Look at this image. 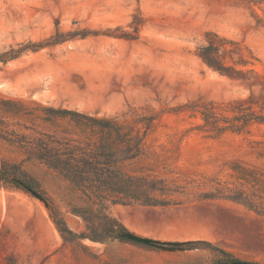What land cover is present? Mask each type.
<instances>
[{
    "label": "rangeland",
    "instance_id": "374dc122",
    "mask_svg": "<svg viewBox=\"0 0 264 264\" xmlns=\"http://www.w3.org/2000/svg\"><path fill=\"white\" fill-rule=\"evenodd\" d=\"M57 26L98 33L0 61V98L121 121L151 117L147 155L130 168L179 185L180 203L116 204L111 213L142 236L211 246L167 250L119 238L66 240L52 211L72 230L85 231L83 218L72 213L79 194L46 165L23 160V152L0 141V159L21 164L23 179L52 206L23 186L0 185V264H215L220 250L264 264V216L219 193L238 183L236 162L264 172V124L215 136L200 129L202 115L188 107L264 90V0H0V53L44 41ZM211 30L252 51L254 83L203 63L196 50ZM129 34L135 38L123 37Z\"/></svg>",
    "mask_w": 264,
    "mask_h": 264
},
{
    "label": "trees",
    "instance_id": "16d2710c",
    "mask_svg": "<svg viewBox=\"0 0 264 264\" xmlns=\"http://www.w3.org/2000/svg\"><path fill=\"white\" fill-rule=\"evenodd\" d=\"M135 28L138 29V24ZM97 33L89 29L62 31L57 26L55 34L44 41L22 42L17 48L11 47L0 53V61L17 58L27 50L37 51ZM123 37L135 38L132 34ZM196 54L207 67L229 78L252 84L259 76L254 67H248L254 65L253 59H257L252 51L240 41L216 31L206 32L205 41L197 47ZM188 107L202 115L204 122L200 129L215 136L227 131L242 133L253 124H264V90H251L246 97L227 104L209 101ZM140 122L144 123L143 127L138 126ZM151 125V117L121 121L117 117L97 116L78 109L42 104L29 106L22 100L0 98V141L23 152V160H37L46 165L80 196L81 204L73 205L72 213L83 218L85 231L72 230L62 217L52 211L54 222L66 240H128L122 235L129 230L112 215V206L157 207L180 203L176 197L182 191L179 185L164 178L137 174L130 168L147 155L145 139ZM232 168L238 183L222 186L220 197L264 216V172L239 162ZM20 182L27 183L23 179L21 164L0 159V185L22 188ZM45 200L52 208L51 203ZM165 243L189 248L202 244L211 246L204 240ZM220 251L223 257L215 264L243 261L229 252Z\"/></svg>",
    "mask_w": 264,
    "mask_h": 264
},
{
    "label": "water",
    "instance_id": "95a60500",
    "mask_svg": "<svg viewBox=\"0 0 264 264\" xmlns=\"http://www.w3.org/2000/svg\"><path fill=\"white\" fill-rule=\"evenodd\" d=\"M21 186H23L24 188H26L28 191H30V193H32L34 196H36L37 198H39L40 200L44 201L45 204L50 207L45 198L43 197V195L41 193H39L37 190H35L34 188H32L30 185H28L25 182H20ZM124 238L130 240V241H134V242H138V243H143V244H148V245H153V246H157L163 249H167V250H177V249H183L182 246L177 245V244H168L165 243L163 241H159L156 239H152L146 236H142L139 234H136L134 232H126L122 235ZM233 264H259V263H255V262H248V261H236Z\"/></svg>",
    "mask_w": 264,
    "mask_h": 264
}]
</instances>
